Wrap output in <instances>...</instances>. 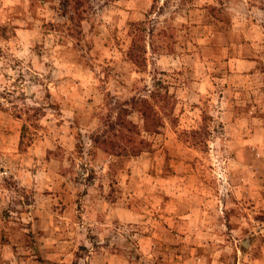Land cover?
I'll use <instances>...</instances> for the list:
<instances>
[{"label":"rangeland","instance_id":"1","mask_svg":"<svg viewBox=\"0 0 264 264\" xmlns=\"http://www.w3.org/2000/svg\"><path fill=\"white\" fill-rule=\"evenodd\" d=\"M80 4L0 0V264H264V0ZM163 85L149 148L93 143Z\"/></svg>","mask_w":264,"mask_h":264},{"label":"trees","instance_id":"2","mask_svg":"<svg viewBox=\"0 0 264 264\" xmlns=\"http://www.w3.org/2000/svg\"><path fill=\"white\" fill-rule=\"evenodd\" d=\"M59 1L65 2L66 5L71 4L70 6L78 13L81 0ZM162 87L164 88L163 92H161L160 88L157 86L153 90H150L147 95H130L125 98L122 104L118 105L113 118H111L110 114L103 118L105 119L103 129L101 131H96L91 136L93 143L100 145L104 152L113 153L114 148H116L115 150L117 153L130 155H136L145 148H149L150 144L141 136V132H159L160 128L164 125L163 116L169 114V112L166 113L164 109H162L163 111L160 113V111L155 108V105L158 106V103H160L161 107H163L164 104L169 103L170 100L173 104L174 100V95L169 94L164 85ZM22 104L24 106L23 109L20 107L14 112L17 117L23 120L20 145L27 146L32 139V135L26 134H28L30 128L36 130L38 126L37 120L39 118L35 115L39 108L27 103ZM0 107L3 108L1 102ZM30 111L35 113V115L30 113ZM132 112H136L139 115L141 119L140 125L127 118ZM193 132L196 133V130L192 131V133ZM33 134H35V132ZM25 136H28V140L24 143Z\"/></svg>","mask_w":264,"mask_h":264},{"label":"crops","instance_id":"3","mask_svg":"<svg viewBox=\"0 0 264 264\" xmlns=\"http://www.w3.org/2000/svg\"><path fill=\"white\" fill-rule=\"evenodd\" d=\"M106 211V208L104 209V212ZM97 212V211H96ZM91 213H95L93 210H91L90 212H89V215L91 214ZM100 215L99 216H101V217H107V213L106 214H101V213H99ZM97 216V215H96ZM115 216H117V213H115Z\"/></svg>","mask_w":264,"mask_h":264}]
</instances>
